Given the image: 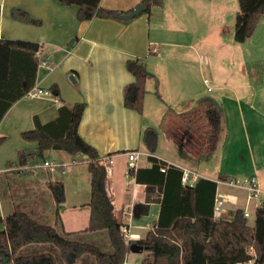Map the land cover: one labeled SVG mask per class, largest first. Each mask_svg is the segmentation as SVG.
<instances>
[{"label":"crops","instance_id":"1","mask_svg":"<svg viewBox=\"0 0 264 264\" xmlns=\"http://www.w3.org/2000/svg\"><path fill=\"white\" fill-rule=\"evenodd\" d=\"M140 1L101 0V5L127 11ZM229 1L164 0L162 5L154 7V12L152 9L150 15L142 13L132 19L94 17L79 21L76 6L63 5L57 0H0V38L39 43L42 58L49 60L52 69L38 68L33 88L52 92L50 87L55 84L60 91V95L51 93L34 98L25 95L5 113L0 122V137H4L0 144L1 162L4 164L2 170L5 173L15 170L14 166L9 167V161L18 160L19 150L37 146L36 141L21 136L23 131L35 127L36 115L41 122L47 123L58 117L63 104L72 106L84 102L79 133L97 149L101 161L106 158L104 162L109 166L107 190L115 215L122 223V230H128L125 239L134 242L144 238L158 221L161 203L151 202L148 212H141L139 206L146 202L147 188L128 173L127 152L140 150L144 146L143 131L150 126H160L166 106L178 111L207 96L204 82L208 78L205 76L206 69L196 61L214 45L213 37L208 35L210 24L219 19L225 23L232 16L236 17L239 9L234 7L231 12ZM13 7L27 10L42 24L39 26L13 19ZM255 32L243 43L251 41ZM154 47L158 51L150 53ZM139 57L145 58L150 71L142 113L124 104L125 88L134 80L126 63L128 59ZM226 88H229L233 97H228L226 103L225 99L222 102L228 127H231L229 123L231 125L236 121L240 126L252 128V121L247 120L242 109L239 92L228 86ZM52 154L57 156L54 161L67 163L62 176L56 174L55 169L43 165L38 167H46L47 175H38L35 169L22 172L17 168L22 173V176L17 175L19 178H13L18 189L17 198L8 197L5 214L15 210L26 211L38 221L56 227L61 233L69 232L71 237L84 233L92 235L96 237V244L111 252L113 247L106 229L82 231L89 225L91 213V173L88 162L78 157L76 163H71L73 158L63 150L51 149L48 156ZM153 155L184 169L180 163L165 159L159 153L154 152ZM151 165L149 159L137 164L141 167ZM222 174L223 178L218 180L199 175L196 181L200 177L217 180L219 187L221 183L226 184L223 181L233 178L234 173L228 171L227 175L220 171ZM251 175L257 176L264 190V179L258 165L256 172ZM6 179L12 180L7 174ZM57 179H62L65 185V201L60 204L55 201L49 187V182ZM218 187L219 198L223 193L219 192ZM230 200L222 207L225 219H230L238 208L246 211V206L241 205L237 197H230ZM0 202L3 205L4 199H0ZM7 215L0 216L4 218ZM148 253L144 249L140 252L130 249L125 261L127 264H142ZM80 259L73 264H77ZM251 264H254V259Z\"/></svg>","mask_w":264,"mask_h":264},{"label":"trees","instance_id":"2","mask_svg":"<svg viewBox=\"0 0 264 264\" xmlns=\"http://www.w3.org/2000/svg\"><path fill=\"white\" fill-rule=\"evenodd\" d=\"M63 5L77 7L79 21L94 17L117 18L131 12L105 8L101 0H57ZM164 0H141L146 6L143 13L152 14V9ZM1 12V4H0ZM142 14V13H141ZM15 20L41 25L20 7L11 9ZM264 17V0H239L236 13L235 40L243 43L253 35ZM40 44L21 39L0 38V122L12 105L26 95L36 83ZM152 53V50H150ZM126 66L134 80L125 88L124 104L127 108L142 113L147 93L150 71L144 57L127 60ZM50 89L60 95L58 86ZM159 96V94H158ZM85 109L84 102L72 106L63 104L56 119L43 123L36 115L35 127L22 132L26 140L36 141L37 146L19 150L18 165L21 167L44 163L51 149L63 150L77 161L79 156L88 162L91 173V207L89 225L82 231L106 229L113 247L111 252L99 245L63 235L50 224L38 221L28 212L15 210L6 217L0 216V263L11 264H57L50 252L19 254L29 244L52 243L60 250L67 264L77 262L83 255L95 257L96 264H124L132 244L136 243L149 253L142 264H237L254 259V264L264 263V200L256 207L254 224H250L242 208L234 211L230 219L214 218L218 181L200 177L193 186L181 182L183 169L153 153L159 139V128L166 133L178 132V141L188 144L197 130L198 147L202 157L212 149L224 130L222 110L219 103L210 97L202 98L195 108L178 112L168 106L159 127H147L142 133V142L149 151L151 166L129 170L137 182L146 185V202L140 204L141 212L147 213L151 202L160 201L158 221L144 238L127 241L114 212V205L107 190L109 166L100 161L97 149L79 133V125ZM4 137H0V144ZM166 166L165 172L161 170ZM59 169V168H58ZM26 170V169H25ZM63 174V167H60ZM24 172V170H21ZM223 176L220 175L219 179ZM55 201H65V185L62 179L49 182Z\"/></svg>","mask_w":264,"mask_h":264},{"label":"rangeland","instance_id":"3","mask_svg":"<svg viewBox=\"0 0 264 264\" xmlns=\"http://www.w3.org/2000/svg\"><path fill=\"white\" fill-rule=\"evenodd\" d=\"M228 6L231 12L234 11V7L239 9V0H230ZM235 22L236 17L233 16L225 23L220 19L213 21L210 24L211 31L208 35L211 34L213 37L214 45L209 47L207 54H203V57H199L196 61L199 66L204 70L206 69L205 76L211 81L212 91H208L206 97L216 100L222 110L224 130L219 135L216 145L201 157L200 148L198 147L199 124L197 130L194 131L192 140H190L192 144L188 143L183 146L178 141L177 131L166 133L163 128H159V139L155 152L174 163H180L184 169L217 180L220 171L226 174L228 171H232L234 174H232L233 178L230 179L240 180L255 173L257 165L260 168V175L264 179V17L255 29L254 38L243 44L235 40ZM194 24L197 23L194 22ZM230 43H233V46H230ZM226 86L239 92L242 98V109L247 120L252 121V128L240 126L236 121L231 125L229 123L231 127H228V119H226L222 102L225 99L224 102L226 103L228 97L231 99L233 97L232 92ZM249 99H252V101H248ZM198 101L194 102L192 106L178 109V112L195 108ZM166 109L167 106L165 111ZM165 111L163 110L162 113ZM139 151L141 154L137 161L138 165L148 160V152L143 145ZM47 157L49 161H54L57 156L52 154ZM9 163H11L9 167L14 166L13 169L15 170L11 169L9 170L11 172L5 173L2 170L4 164L1 162L0 155V199H4L3 205L0 202V215L2 216L7 215L5 214L7 210L4 208H7L6 200H8V197L17 198L16 192L18 189L13 178H19L17 175L22 174L17 170V168L19 169L18 160L16 162L9 161ZM59 169L56 167L55 172L62 176ZM25 171L31 170L26 169ZM35 171L38 175L48 174L46 167H37ZM6 174L12 179L11 181L6 179ZM233 175H237V177ZM218 190L223 193L222 195L237 197L238 202L246 206V211L250 212L249 223L254 224L255 210L260 202L249 198L248 192L243 188L231 187L221 183ZM262 198H264V193L260 194V199ZM0 229H3L2 224H0ZM88 235L84 233L73 238L96 244V237ZM43 252L52 253L57 260V264H67L63 261L58 247L52 243L29 244L19 250V254ZM87 261L96 264L95 257L89 254L83 255L77 264H85ZM87 264H90V262Z\"/></svg>","mask_w":264,"mask_h":264},{"label":"built area","instance_id":"4","mask_svg":"<svg viewBox=\"0 0 264 264\" xmlns=\"http://www.w3.org/2000/svg\"><path fill=\"white\" fill-rule=\"evenodd\" d=\"M158 51V48L154 47L152 48V52H156ZM37 56L39 57V63H38V68H46L48 70L52 69V65L49 62V60L47 59H43L42 58V53L41 50L38 49L37 51ZM205 84L207 85V90L208 91H212V87H211V81L210 79L206 78L204 80ZM52 92L49 89H43V88H32L31 90H29L26 93L27 97L30 98H34L40 95H49ZM128 156H129V162H128V173L129 170L131 169H135L137 168V161L139 159V155L141 154V152L139 150H130L129 152H127ZM106 160V158H103L104 162ZM77 161L72 160L71 163H76ZM67 163L64 162H59V161H45L42 164H36V165H29V166H25V167H21L19 169L21 170H25V169H36L38 166H47L53 169H56V167H63L66 165ZM167 169L166 166H162L161 170L163 172H165ZM199 177V175L191 170L188 169H183V174H182V178H181V182L184 186H193L196 182V179ZM224 183H226L229 186L232 187H239V188H243L248 192V196L251 199H255L257 202H262L264 200V198L260 199V194L264 193V190L261 187L260 181L257 178L256 175H251L245 178H242L240 180L237 179H227L225 181H223ZM230 200V197L226 196V195H222L219 198H216L215 201V208H214V218L216 220L219 219H225L223 218V213H222V207L224 205V203L228 202ZM231 201V200H230ZM259 203V204H260ZM246 217L250 216V212L249 211H245L244 212ZM123 234L125 236V238L128 237V230L124 229L122 230ZM124 264H127L126 261H124ZM137 264V263H134ZM238 264V263H237ZM239 264H251V260L247 261V262H240Z\"/></svg>","mask_w":264,"mask_h":264},{"label":"water","instance_id":"5","mask_svg":"<svg viewBox=\"0 0 264 264\" xmlns=\"http://www.w3.org/2000/svg\"><path fill=\"white\" fill-rule=\"evenodd\" d=\"M145 10H146V6L139 2L138 4L135 5V7L133 8V10L131 12L125 13V14H120L118 16V18H121V19H132V18H135L136 16H138L139 14L143 13ZM70 78L74 82L76 81L75 78H73V76H71ZM130 249L133 252H140V251L143 250V248L138 246L136 243L132 244Z\"/></svg>","mask_w":264,"mask_h":264}]
</instances>
